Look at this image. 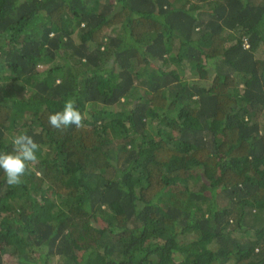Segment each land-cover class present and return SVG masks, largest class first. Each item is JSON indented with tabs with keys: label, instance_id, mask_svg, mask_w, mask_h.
I'll list each match as a JSON object with an SVG mask.
<instances>
[{
	"label": "trees",
	"instance_id": "trees-1",
	"mask_svg": "<svg viewBox=\"0 0 264 264\" xmlns=\"http://www.w3.org/2000/svg\"><path fill=\"white\" fill-rule=\"evenodd\" d=\"M260 47L264 0H0V264H264Z\"/></svg>",
	"mask_w": 264,
	"mask_h": 264
},
{
	"label": "clouds",
	"instance_id": "clouds-1",
	"mask_svg": "<svg viewBox=\"0 0 264 264\" xmlns=\"http://www.w3.org/2000/svg\"><path fill=\"white\" fill-rule=\"evenodd\" d=\"M85 119L86 113H82L75 101L69 99L62 111L48 116V123L59 130H67L71 126L82 129ZM11 144V152H0V170H3L8 185L17 186L23 182L22 178L31 170V166L37 163L40 145L27 134L15 135Z\"/></svg>",
	"mask_w": 264,
	"mask_h": 264
},
{
	"label": "rangeland",
	"instance_id": "rangeland-1",
	"mask_svg": "<svg viewBox=\"0 0 264 264\" xmlns=\"http://www.w3.org/2000/svg\"><path fill=\"white\" fill-rule=\"evenodd\" d=\"M260 54L261 55H264V48L263 47H260ZM193 78H195V79H197V78H199V79H206V77H205V75L202 73L201 75H194V77Z\"/></svg>",
	"mask_w": 264,
	"mask_h": 264
}]
</instances>
